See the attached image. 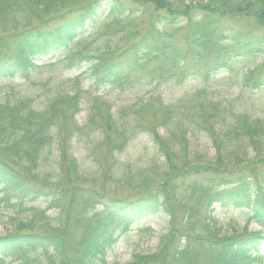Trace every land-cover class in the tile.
Segmentation results:
<instances>
[{
  "label": "trees",
  "instance_id": "obj_1",
  "mask_svg": "<svg viewBox=\"0 0 264 264\" xmlns=\"http://www.w3.org/2000/svg\"><path fill=\"white\" fill-rule=\"evenodd\" d=\"M103 16L112 19L104 28L115 31L123 27V40L130 44L93 54L74 48L73 43L88 29H95ZM244 20L264 28V0H209L205 4L185 0H0V79L30 82L40 68L39 61L51 56L70 68L85 69L80 75L89 72L93 85L96 81L128 82L135 72H140L142 80L154 72L165 78L163 65L147 69L160 60L172 64L175 73L170 77L185 80L207 68L209 76L220 69L232 70L238 57L263 48L264 36L238 28L236 23ZM181 33L184 47L179 41ZM208 61L211 65L205 66ZM240 78L242 88L261 89L264 67L249 70ZM74 90L80 95L79 89ZM98 100L90 109L89 125L100 116ZM197 100L194 97L190 102ZM32 104L28 98L0 104L2 200L44 198L50 208L58 210L60 219L46 234H22L29 226L20 224L16 233L0 238V256L22 259L40 250L48 264H107L119 230H128L137 218L164 212L169 222L157 252L136 255L126 264H257L264 257V121L236 117L234 124L223 129L213 121L219 111L226 113L221 102L210 105L211 115L200 110L199 121L206 124L205 132L214 148L215 158L209 161L181 145L176 149L172 140L153 130L156 151L163 158L161 165L145 169L127 166L116 181L134 189L144 187L148 192L132 200H106L99 192L88 193L85 181L76 173V159L67 154L69 150L59 149L57 182L39 178L36 171L50 140L49 130L57 117L63 116V95L50 99L43 111ZM73 105L76 109L78 103ZM159 105L152 115L160 116V126H167L178 117V107ZM149 109L147 102L140 113ZM182 110L185 116H196L194 107H179ZM104 123L107 128L98 130L102 129V145L110 148L106 163L109 156L125 150L120 148L140 122H112L108 112ZM175 132L182 142H188L186 123L180 124L178 134ZM113 134L119 141L116 148ZM105 175L114 179L112 169H106ZM216 205L247 208L262 232L244 228L223 233L213 215Z\"/></svg>",
  "mask_w": 264,
  "mask_h": 264
},
{
  "label": "rangeland",
  "instance_id": "obj_2",
  "mask_svg": "<svg viewBox=\"0 0 264 264\" xmlns=\"http://www.w3.org/2000/svg\"><path fill=\"white\" fill-rule=\"evenodd\" d=\"M187 3H208L209 0H185ZM111 20L104 16L100 18L95 29H88L75 43L74 48H82L91 54L105 52L117 44L128 46L123 27L115 31L104 28ZM58 24L53 25L56 27ZM238 28L245 32H253L264 36V28L258 27L252 21L236 23ZM252 34V33H249ZM133 41V40H131ZM179 41L184 47V33L179 36ZM51 59V58H49ZM53 63V64H51ZM40 68L34 73L31 81L16 79L0 80V104L8 100L15 101L18 98H28L33 102V108L39 111L45 110L48 102L57 95H63V116L57 117L49 130V143L43 148L40 167L36 171L40 179L44 177L55 183L60 175V169L56 164L61 150L71 154L76 159V173L85 181L88 193L99 192L106 195V200L119 197L126 200L138 198L148 190L144 187L134 189L124 182L117 184L122 172L127 166L133 169H145L151 165H161L163 158L156 151L152 131L159 132L160 136L172 140L176 149H189L200 155L206 161L214 160V148L205 132L206 124L200 123V110H205L211 115L210 105L221 102L226 113L220 112L213 119L218 122V127L227 129L236 122V117L249 118L251 121H264V87L261 89L242 88L241 76L249 70L264 67V46L253 53L240 56L235 60L230 69H220L215 74L206 76L207 69L196 71L194 76L187 79L170 77L174 75L172 64L168 61H154L147 67L152 71L159 65H163L166 71L165 78H161L158 72H154L149 79L142 80L139 73H134L128 82H115L93 85V78L89 72L80 75L83 70L68 67L64 62L55 60L39 63ZM205 66L211 65L208 61ZM76 81H72L78 76ZM144 75V74H143ZM137 78V79H136ZM136 79V80H134ZM79 89L80 95L77 90ZM198 97L196 102H190ZM96 98H99L100 116L92 125L88 124L90 109ZM77 108L74 109V103ZM150 102V109L141 114L140 109ZM160 102L166 105H176L178 117L171 120L167 126H160V116L154 118L152 112L160 108ZM73 105V106H72ZM179 105V106H178ZM180 108L194 107L196 116H185ZM62 109V108H60ZM110 113L112 122L128 121L135 125L139 120L140 125L131 136L125 149L121 153L109 156L105 163V156L110 149L106 144L102 145V134L98 128H107L105 122L107 113ZM61 115L62 111L59 112ZM181 123H186L188 129V142H182V137H177ZM117 137L112 135V143L115 145ZM181 145V146H180ZM255 151L250 154L254 157ZM109 167H107V166ZM116 167L115 169H113ZM112 169L114 179L105 175V171ZM133 174L135 172L133 171ZM0 188V238L10 236L17 232L20 224L28 225L23 233H49L60 219L58 210L49 207L42 198L38 201H11L2 200ZM214 217L222 226L223 233L232 234L234 229L249 232H259V225L250 219L247 209H238L233 206L216 205ZM169 217L161 212L156 216L137 218L132 222L128 230L118 231L117 241L109 252L107 264H126L133 261L136 255H149L157 252L160 239L166 233ZM264 253V251H263ZM0 264H48L45 255L40 251L29 252L20 259L11 256H0ZM264 264V257L257 262Z\"/></svg>",
  "mask_w": 264,
  "mask_h": 264
}]
</instances>
